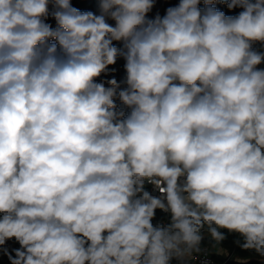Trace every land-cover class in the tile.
I'll use <instances>...</instances> for the list:
<instances>
[{
	"label": "clouds",
	"instance_id": "1",
	"mask_svg": "<svg viewBox=\"0 0 264 264\" xmlns=\"http://www.w3.org/2000/svg\"><path fill=\"white\" fill-rule=\"evenodd\" d=\"M154 3L99 0L97 15L71 0H0L10 264H171L199 252L205 229L264 258V52L253 49L264 0H228L236 16L180 0L149 19ZM117 57L119 91L97 82ZM157 209L167 223L153 224Z\"/></svg>",
	"mask_w": 264,
	"mask_h": 264
},
{
	"label": "trees",
	"instance_id": "2",
	"mask_svg": "<svg viewBox=\"0 0 264 264\" xmlns=\"http://www.w3.org/2000/svg\"><path fill=\"white\" fill-rule=\"evenodd\" d=\"M71 3L74 7L78 8L82 12L91 11L97 15L99 14V0H71ZM227 3L228 0H216L212 6L217 10L224 12L227 16H236L241 11H243V9L239 7L229 9L227 7ZM178 4L179 0H155L154 7L152 8L151 12L154 13L155 11H157V15L163 17L169 7H175ZM199 7L201 9L205 7L203 0H201ZM52 10V6L50 5L49 11L51 12ZM46 22L49 23L53 28H55V20L51 17V15L47 18ZM108 23L114 25V21H112L111 19L108 20ZM113 45L117 48L123 47L122 42L114 41ZM253 49L259 52H264V46L260 43L253 44ZM125 63L126 61L123 59V57H117L116 63L114 65H110L107 71L105 73H102L101 76L97 78V82H104L105 86H108L106 82L113 78H115L118 82L125 73ZM222 233L224 234L225 239L221 241L219 245L226 246L231 249L235 248L238 255V257L234 258V260L230 264H264V258L259 257L255 252L245 251L241 249L239 243H237L238 241L240 243L243 242L242 237L239 238V234L230 233L226 229L223 230ZM19 247L20 245L17 243L15 249H18Z\"/></svg>",
	"mask_w": 264,
	"mask_h": 264
},
{
	"label": "built area",
	"instance_id": "3",
	"mask_svg": "<svg viewBox=\"0 0 264 264\" xmlns=\"http://www.w3.org/2000/svg\"><path fill=\"white\" fill-rule=\"evenodd\" d=\"M156 15H157V11H155L154 13L150 11L148 13V18L154 19ZM125 79H126V71L123 77L118 81V84L120 85L118 91L127 87L125 83ZM114 100L117 110H123L125 112V116H127V114L130 112V109L125 107L118 97L115 98ZM146 190L149 191L153 196L159 195V191L157 189H154L152 185H146ZM169 220H170V215L168 213H165L162 210L157 209L155 213V217L153 219V224L159 225L161 223H167ZM223 230L225 229H222L221 231ZM17 243L18 242H16L15 239H12V240H8L5 243V245L0 246L1 264H10V261L8 259V254L15 256V248L17 246ZM199 249H200L199 252H193L191 257L185 258L184 260H177L176 258H173L171 264H230L234 260V258L238 257L235 248L231 249L229 247L217 244L207 234L206 229L203 232V239L199 245ZM5 250H7L8 254H6Z\"/></svg>",
	"mask_w": 264,
	"mask_h": 264
},
{
	"label": "crops",
	"instance_id": "4",
	"mask_svg": "<svg viewBox=\"0 0 264 264\" xmlns=\"http://www.w3.org/2000/svg\"><path fill=\"white\" fill-rule=\"evenodd\" d=\"M50 6V5H49ZM261 67V66H260ZM261 68H264V64L262 65V67Z\"/></svg>",
	"mask_w": 264,
	"mask_h": 264
},
{
	"label": "rangeland",
	"instance_id": "5",
	"mask_svg": "<svg viewBox=\"0 0 264 264\" xmlns=\"http://www.w3.org/2000/svg\"><path fill=\"white\" fill-rule=\"evenodd\" d=\"M262 65H263V64L259 65L258 67H260V66L262 67Z\"/></svg>",
	"mask_w": 264,
	"mask_h": 264
}]
</instances>
